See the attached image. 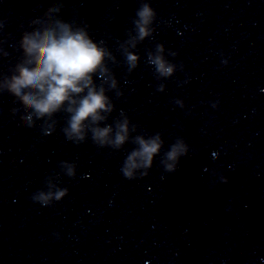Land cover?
<instances>
[{"label":"clouds","instance_id":"clouds-1","mask_svg":"<svg viewBox=\"0 0 264 264\" xmlns=\"http://www.w3.org/2000/svg\"><path fill=\"white\" fill-rule=\"evenodd\" d=\"M138 3L135 15L130 18L133 27L118 47L128 73L139 66L141 57L136 49L153 36L152 25L157 15L150 0H138ZM62 7L61 0H53L42 16L29 21V30L23 31L20 39L11 45L20 55L7 73H0V95L7 93L20 105L11 109L13 115L21 113V125L27 128H34L37 121H42L41 131L49 135L56 129L57 115L63 114V135L77 145L90 138L98 148L119 151L131 143L134 147L127 152L120 168L128 180L147 175L157 156L161 157L160 165L166 173L177 171L181 158L189 154V145L182 137H177L164 151L162 134L138 133L139 126L132 123L123 109L108 123L116 110L108 93L114 92L117 98L123 95L109 65L120 61L105 41H95L90 36L87 25L62 19L59 16ZM4 26L0 20V34ZM4 44L5 39H0V59L9 55ZM146 63L158 80L171 78L178 67L166 58L165 47L159 43L154 50L147 51ZM157 91H165V85L160 84ZM175 103L183 107V101ZM204 170L207 171V166ZM61 173L75 178L76 164L61 161L60 172L48 176L46 190L35 192L32 200L46 207L67 196L68 189L58 185ZM221 182L228 183L227 177H221Z\"/></svg>","mask_w":264,"mask_h":264}]
</instances>
